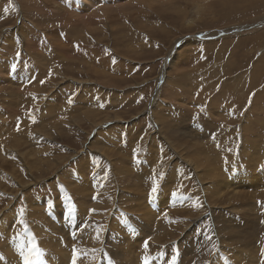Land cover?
Segmentation results:
<instances>
[{
	"label": "rangeland",
	"instance_id": "rangeland-1",
	"mask_svg": "<svg viewBox=\"0 0 264 264\" xmlns=\"http://www.w3.org/2000/svg\"><path fill=\"white\" fill-rule=\"evenodd\" d=\"M33 243L264 264V0H0V264Z\"/></svg>",
	"mask_w": 264,
	"mask_h": 264
},
{
	"label": "snow or ice",
	"instance_id": "snow-or-ice-1",
	"mask_svg": "<svg viewBox=\"0 0 264 264\" xmlns=\"http://www.w3.org/2000/svg\"><path fill=\"white\" fill-rule=\"evenodd\" d=\"M151 192L154 194L157 192V185H153ZM73 211L72 208H69V213ZM23 223V221H21ZM99 235V234H97ZM147 247V245H145ZM22 256V264H43V251L38 248V246L33 243L27 250V252H21ZM76 250L73 249V259H72V264H76ZM145 264H148L147 258H145ZM172 264H175V259H173Z\"/></svg>",
	"mask_w": 264,
	"mask_h": 264
},
{
	"label": "bare ground",
	"instance_id": "bare-ground-1",
	"mask_svg": "<svg viewBox=\"0 0 264 264\" xmlns=\"http://www.w3.org/2000/svg\"><path fill=\"white\" fill-rule=\"evenodd\" d=\"M82 21H83V20H82ZM82 21H81V22H82ZM86 21H87V20H86ZM83 24H84V23H83ZM85 24H87V23H85ZM82 26H83V25H82ZM83 27H85V26H83ZM81 30H82V29H81ZM86 30H87V27H85V30L80 31L81 34H82V32H84V31H86ZM88 31H89V30H88ZM81 34H78V36L75 38V39L78 41L79 44H82V43L80 42ZM83 36H84V35H83ZM78 39H79V40H78ZM73 47H74V46H73ZM42 80H43V79H42ZM13 83H14V82H13ZM43 90H44V89H43ZM11 92H12V91H11ZM12 93H14V91H13ZM10 94H11V93L9 92L8 95H10ZM17 94H18V93H14L13 96L16 97ZM19 94H20V93H19ZM17 96H18V95H17ZM152 112H153V117H154V119H155V121H156V119H157L156 112L153 111V110H152ZM152 112H151V113H152ZM121 164H122V163H121ZM93 165H94V164H93ZM85 167H86V166H85ZM101 173L105 175V174L107 173V171H106V170H103V171H101ZM107 174H108V173H107ZM173 174H174V173H173ZM175 175H176V178L179 177V178L183 179V178H182L183 175H179L178 173H175ZM172 177H173V176H172ZM168 179H169V178H168ZM169 180H170V179H169ZM174 180L176 181V179H174ZM178 182H179V180H178ZM166 184H167V183H166ZM230 186H231V185H230ZM89 190H90V189H89ZM164 191H165V190H164ZM164 191H163V192H164ZM148 212H149V211H148ZM147 214H148V213H147ZM152 214H153V213H152ZM151 217H152V215H151ZM169 228H170V227H169ZM54 242H55V241H54ZM51 243H52V242H51ZM26 245H27V244H26ZM133 251H134V250H131L130 253H132ZM61 256H62V255H61ZM253 258H254V257H253Z\"/></svg>",
	"mask_w": 264,
	"mask_h": 264
}]
</instances>
